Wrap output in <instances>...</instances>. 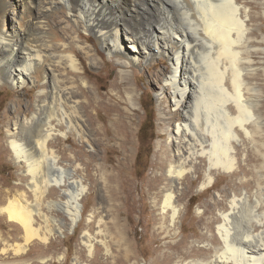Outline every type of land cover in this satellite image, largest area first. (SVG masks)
<instances>
[{"label": "bare ground", "instance_id": "obj_1", "mask_svg": "<svg viewBox=\"0 0 264 264\" xmlns=\"http://www.w3.org/2000/svg\"><path fill=\"white\" fill-rule=\"evenodd\" d=\"M258 1L0 0V86L38 90L36 104L18 108L7 133L8 150L25 168L24 177L31 179L35 204L21 188L5 190L0 184V214H8L25 232V244L17 247V255L26 253L34 240L48 242L61 230L59 220L45 214L43 207L66 214L70 230L83 216L81 201L87 190L83 178L77 179L75 169L63 165L50 146L72 135L92 148L93 136H105L106 129L114 127L112 135L120 137L121 148L129 152L133 120L124 116L136 108L138 93L128 83L130 68L165 57L172 67L155 79L161 85L158 96L177 114L161 108L167 138L158 146L167 182L155 204L162 219L175 223L180 215L179 184L194 170L206 171V187L212 185L215 172L235 176L250 171L238 164L236 142H247V162L253 161L254 151L263 161L255 192L237 189L222 202L216 200L223 209L216 225L219 239L208 240L211 257L183 264H264V111L260 106L264 84L255 83L264 81V51L259 50L264 48V36L260 38L250 26L258 18L253 12ZM83 34L95 37L122 70V82L112 83V93L101 95L86 77L84 61L97 67L98 52ZM94 106L105 110L109 121L97 130L92 127L97 119L90 112ZM169 115L177 117L176 123ZM4 151L0 143V155ZM91 163L89 159L86 171ZM126 169L124 164L117 167L120 185L111 191L113 199L125 202L119 218L130 213L133 202ZM114 181L111 176L110 182ZM50 188L62 191L60 199L46 201ZM100 209L92 210L89 227L98 218L99 225L105 222ZM36 216L44 227H35ZM90 229L83 244L93 257L96 238ZM121 235L126 241L125 232ZM100 243L111 255L108 241ZM129 248L124 258L114 259L130 262ZM96 251L98 255L100 250Z\"/></svg>", "mask_w": 264, "mask_h": 264}, {"label": "rangeland", "instance_id": "obj_2", "mask_svg": "<svg viewBox=\"0 0 264 264\" xmlns=\"http://www.w3.org/2000/svg\"><path fill=\"white\" fill-rule=\"evenodd\" d=\"M253 12L258 18L255 22H250V26L253 31L259 32L262 38L264 32L262 33L260 28L264 27V0L258 1L257 8L253 9ZM83 36L95 45L98 52L97 67L91 65L90 61H84L86 77L101 95L112 93L110 91L112 83L122 82L120 78L122 70L115 63L114 57L96 44L95 37H88L86 34ZM127 47L130 49L129 44ZM259 50L264 51V48L259 47ZM261 58H264V55ZM171 67L165 57H159L151 65L130 68L128 83L135 85L138 93L136 108L129 112L130 115L126 112L124 116L129 122L133 120L134 135L133 143L129 145V152H124L121 148L120 137L112 135L114 127L106 129L107 136H93L92 148L77 141L72 135L67 140L59 138L57 143L50 146V150L57 152L62 158L61 163L65 166L71 165L75 169V177L83 178L87 187L81 201V205H84L81 222L76 229L70 230L67 226L66 214L61 210L50 212L46 206L43 207L42 211L45 214L59 220L61 230L56 231L48 242L34 240L27 247L26 253L17 255V247L25 244V232L21 224L10 220L8 214H0V264H183L211 257L212 252L209 250L211 245L208 240L219 239L216 225L220 210L223 209L221 205H217L216 200L222 202L227 193L236 192L237 189L243 192H255L257 189L255 179L260 177L258 169L263 161L258 159L254 151L253 161L247 162L249 155L247 142L244 144V140L241 139L242 142H236L238 164H242L252 173L244 171L245 173L231 176L224 172H215L212 185L206 187L203 186L206 171L194 170L179 184L176 205L180 209V215L175 223L172 225L168 218L162 219V212L155 204V198L167 182L166 171L161 168L162 151L158 146L159 141L167 138L162 131L165 125L161 108L164 107L168 114L175 115L177 112L171 103L170 105L161 103L163 99L161 101L158 96L161 85H158L156 80L161 72L166 73ZM255 83L262 87L264 81L260 78ZM37 92V89L14 90L9 86H0V143L6 149L0 155V184L5 190L21 188L31 204H35V196L30 187L31 179L28 176L24 177L25 168L16 163L12 151L8 150L7 133L13 118L17 116L18 108H26L28 102L36 104ZM116 102V99L113 100V103ZM121 105L122 108L128 109L125 104ZM260 106L264 111L263 90ZM90 112L93 118L98 120L93 122V130L109 123L105 110H97L94 106ZM167 117L172 122L177 121V117L174 119L170 115ZM89 159L92 163L90 170L86 171ZM121 164L127 168L126 174L132 182L133 202L130 213L119 218V212L124 209L125 202L122 199H113L111 191L113 187L120 185L118 181L121 174L117 167ZM140 164L142 166H139ZM111 176L116 179L113 183L110 182ZM47 194L48 202L60 199L62 191L51 189ZM94 208H101L99 212L104 216L105 222L102 226L99 225L98 218L91 228L89 217ZM44 225L36 216L35 227L40 228ZM166 228L168 230H165ZM89 229L92 237L96 238L94 242L96 250L97 248L100 250L98 255L95 250L93 257L89 255L88 249L83 244L84 235ZM100 229L103 231L102 234L99 233ZM123 232L126 234V241L121 235ZM102 240L108 241L111 255L105 252L100 243ZM128 246L132 251L130 262L121 259L117 262L114 258H124Z\"/></svg>", "mask_w": 264, "mask_h": 264}, {"label": "trees", "instance_id": "obj_3", "mask_svg": "<svg viewBox=\"0 0 264 264\" xmlns=\"http://www.w3.org/2000/svg\"><path fill=\"white\" fill-rule=\"evenodd\" d=\"M139 166H142L141 164Z\"/></svg>", "mask_w": 264, "mask_h": 264}]
</instances>
